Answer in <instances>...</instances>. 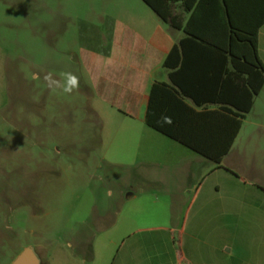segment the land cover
Returning a JSON list of instances; mask_svg holds the SVG:
<instances>
[{
    "label": "rangeland",
    "instance_id": "obj_1",
    "mask_svg": "<svg viewBox=\"0 0 264 264\" xmlns=\"http://www.w3.org/2000/svg\"><path fill=\"white\" fill-rule=\"evenodd\" d=\"M140 4L0 0V264L28 245L42 264H135L128 247L137 244L150 261L181 250L179 233L130 234L168 223V206L128 195L141 182L137 125L113 101L123 78H106L93 61L110 49L123 8ZM66 72L79 78L71 93L62 90ZM234 148L243 180L264 181V104L246 114ZM243 233L241 255L264 264V237Z\"/></svg>",
    "mask_w": 264,
    "mask_h": 264
},
{
    "label": "crops",
    "instance_id": "obj_2",
    "mask_svg": "<svg viewBox=\"0 0 264 264\" xmlns=\"http://www.w3.org/2000/svg\"><path fill=\"white\" fill-rule=\"evenodd\" d=\"M182 2H173L174 12L179 13L183 21L184 27L179 28L162 20L147 2L146 5L125 6L123 11L128 15L114 25L110 49L104 57L95 55L97 58H93L96 65L103 64L106 78H123L125 87L113 101L130 118L123 120L135 121L137 125L133 144L141 182L140 187L128 195L168 206V223L139 226L130 234L159 229L168 231L173 240L177 233L181 237V250L174 248L172 257L164 262L152 258L150 261L145 255L147 251H142L138 244L129 246L128 251L135 255V264H180L182 260L186 264H260L241 255L245 252V242L240 237L249 231L264 237V181L243 180L239 175L241 167L235 165L238 153L235 141L218 163L196 151L181 148L179 145L184 144L150 126L146 113L151 84L156 80L170 81V72L179 67L182 70L177 78L190 90L213 96L225 92L233 99L236 94L238 99L239 86L234 81L224 84L226 76L238 71L233 55L214 52L209 45L211 38L221 43L225 41L223 27L228 12L240 25L253 27L263 20L264 0H195L188 10L183 8ZM186 36H191L186 40L187 53L179 59L177 67H166V55ZM257 37L258 52L264 64V21L258 27ZM110 81L106 90L111 93L114 82ZM188 101L192 103L190 98ZM221 104L209 101L196 107L217 108ZM262 104L264 85L252 109L262 108ZM254 199L256 202L252 201ZM251 216L255 219L249 223Z\"/></svg>",
    "mask_w": 264,
    "mask_h": 264
},
{
    "label": "trees",
    "instance_id": "obj_3",
    "mask_svg": "<svg viewBox=\"0 0 264 264\" xmlns=\"http://www.w3.org/2000/svg\"><path fill=\"white\" fill-rule=\"evenodd\" d=\"M144 1L162 20L169 22L174 28L184 27L181 15L173 9V2L176 0ZM182 1L185 10L191 9L195 2ZM262 21L264 18L253 27L240 25L235 22L231 12H228L223 27L225 41L221 43L211 38L210 50L226 56L228 53L233 55L232 61L239 72L235 71L234 75L226 76L224 84L234 81L239 86L238 99L236 94L233 99L225 92L213 96L190 90L177 78V74L182 70L179 67L170 72V81L156 80L151 84L146 122L194 151L220 163L232 147L244 117L252 109L255 97L264 85V64L258 52L257 37ZM189 38L191 36H186L173 45L164 60L166 67H177L179 59L182 60V56L187 53L186 40ZM175 57L178 59H172ZM237 58L243 60L239 62ZM209 101L223 104L217 108L196 107ZM165 118H169L170 123H166Z\"/></svg>",
    "mask_w": 264,
    "mask_h": 264
},
{
    "label": "water",
    "instance_id": "obj_4",
    "mask_svg": "<svg viewBox=\"0 0 264 264\" xmlns=\"http://www.w3.org/2000/svg\"><path fill=\"white\" fill-rule=\"evenodd\" d=\"M11 264H42V258L33 245L26 246Z\"/></svg>",
    "mask_w": 264,
    "mask_h": 264
},
{
    "label": "clouds",
    "instance_id": "obj_5",
    "mask_svg": "<svg viewBox=\"0 0 264 264\" xmlns=\"http://www.w3.org/2000/svg\"><path fill=\"white\" fill-rule=\"evenodd\" d=\"M61 76L65 80V86L63 87V92L65 93H71L73 90L78 89L79 87V78L71 73V72H66L62 73ZM166 123H170L169 118H165Z\"/></svg>",
    "mask_w": 264,
    "mask_h": 264
}]
</instances>
